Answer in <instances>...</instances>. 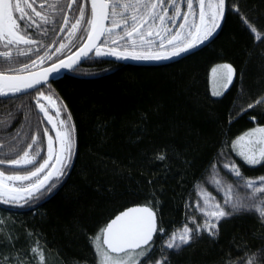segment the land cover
<instances>
[{
  "label": "trees",
  "instance_id": "obj_1",
  "mask_svg": "<svg viewBox=\"0 0 264 264\" xmlns=\"http://www.w3.org/2000/svg\"><path fill=\"white\" fill-rule=\"evenodd\" d=\"M227 6L216 37L180 60L134 66L91 56L39 91L0 100V158L22 155L33 136L45 158L44 129L54 131L37 102L57 119L70 114L69 126H75L74 154L65 174L51 182L55 187L20 207L0 203V264H40L32 253L37 245L44 264H98L93 239L132 206L156 212L165 234H155L151 259L161 255L162 237L187 222L194 186L222 148L264 127V104L247 107L264 96V39L258 41L242 20L264 35V0H227ZM217 64L232 65L234 75L228 89L212 97L208 75ZM230 153L246 178L264 175V164L250 166ZM29 168L0 166L19 175ZM218 227L215 238L201 235L179 253L166 250L170 264H226L253 253L264 264V226L257 215L241 211Z\"/></svg>",
  "mask_w": 264,
  "mask_h": 264
},
{
  "label": "snow or ice",
  "instance_id": "obj_2",
  "mask_svg": "<svg viewBox=\"0 0 264 264\" xmlns=\"http://www.w3.org/2000/svg\"><path fill=\"white\" fill-rule=\"evenodd\" d=\"M36 0H23V4L27 8H31L35 16L40 17V24L36 25V31L38 35L47 36L48 28H43L41 25H52V30H55V26L59 19H63V23L68 24L69 17L65 12V8L71 9L74 12L77 10L74 5H79V16H73L75 23L71 24V28L67 29L69 33V39L75 37L76 40L82 42V46L77 48V51L70 56H67V62L65 59H59L58 65L53 62L48 75L58 74L59 71L64 69H73L74 66L84 57H87L89 52L95 50L96 57H102L106 55L115 56L117 59H172L184 52L190 51L197 47L198 44L204 43L209 39L219 27L218 17H222L225 12L226 0H207V13L205 12V0H186L188 12L181 13L179 7L176 4V0H90L91 9L90 15L86 12V6L89 0H52V3L48 4V7L53 10L55 15L49 16L42 14L33 8V3ZM47 0H41L40 7H44V3ZM198 2L200 5L199 18L201 25H204L203 31L199 26H190V30L187 33L191 40L187 43L181 41L180 32L176 31L172 38L168 40V44L177 48L178 50L172 51L170 55H158L153 54L150 51L147 55L141 53L137 54L135 49L140 47L141 49H151L154 41L151 39H145V32L142 31L145 25H148L147 36H152L151 27L154 26V22L158 19L161 21L162 27L165 32L171 34L173 29L167 27L168 23L175 24L176 17L183 15V19L186 22L189 15L193 14V4ZM170 10L171 13L170 14ZM239 12V8H235ZM15 13L19 15L16 16ZM206 15H209L211 24L206 21ZM110 21L109 26H105L104 21ZM243 23L247 26L251 33L257 34L256 39H264V35L258 34V29L251 24L246 17L242 15ZM152 22V23H150ZM35 21L32 19V14L26 11L25 7H22L21 0H16L15 6H13L12 0H0V97H16L20 93H26L30 89H35L37 85L41 84V80L32 76L31 78H25L19 74L9 75V73H16L28 69L27 62L19 60V57H28L33 65L37 62V59L42 63L45 58L51 59V55L45 52L44 56L40 55V50L47 47L40 39L33 37V34L29 32V29L33 28ZM120 28L123 35L121 40L127 38V42L131 44L133 51L119 53L110 48L107 52L102 51L99 47L95 46V41L99 40L101 44L108 43V37L114 34V29ZM185 23L179 24V29H184ZM191 28L196 29V35L193 36ZM60 31L64 32L65 28L60 27ZM159 35V33H157ZM86 37V39H85ZM103 38V39H102ZM139 44L137 43V39ZM178 42L173 44V42ZM56 41H53L55 43ZM74 42V41H73ZM113 45L117 42L111 41ZM29 46L26 50L18 47L19 45ZM66 47L61 43L60 47L56 48L52 55L62 52ZM160 47H163L161 42ZM13 49H15V55H13ZM35 55L36 59H32ZM14 63L22 64L21 69L13 68ZM221 69L227 70L226 83L224 88L233 81L234 69L230 64H223L218 66ZM217 71L213 69V73ZM37 91H39L37 89ZM219 92H214L213 95H220ZM42 96L43 93H40ZM241 95H244L243 89H241ZM7 103V101H4ZM264 104V96L258 98L254 103L248 104V108H254L257 105ZM37 107L44 113V116L48 119V122L52 123V118L48 112L44 109L43 105L37 102ZM67 111L66 107L63 109ZM243 109L242 111H246ZM57 115L60 114V110H57ZM11 119H15L12 113H8ZM11 119L8 124L10 125ZM71 121V115L69 114L66 120H60L59 125L53 124L55 130V144L59 145L57 150L54 147V139L49 135V130L44 129V136L48 137L47 150L48 158L44 159L41 150L37 147V137H32V143L28 144L27 149L24 150L22 155H18L16 158H0V165H12L15 167L32 166L27 169L26 174L19 175H5L3 171H0V191L6 190L9 193L12 192H26L29 197L33 195V191L39 192L41 189L50 191L55 187V183L49 184L55 177L59 179L65 174L64 169L70 166L71 157L74 154V137L75 126H69ZM0 123H4L0 120ZM7 126V125H6ZM20 135L17 131L13 140ZM245 137L249 138V143L252 147L248 152L239 151V155L245 164L258 165L264 164V149L257 151L256 146L264 144V127H258L252 129L245 136L238 138V140H244ZM255 138V139H252ZM236 141H233V149L235 150ZM3 147V145H0ZM31 150V152L29 151ZM15 151V148L12 149ZM55 160V163L50 164L51 160ZM158 159L163 160L165 156L163 153L158 155ZM42 160L43 162H40ZM59 165L60 167H57ZM216 167L215 164L212 165ZM223 168L229 173L235 176L237 179L233 184L227 185L225 190V197L223 204L217 202L215 204L209 203L210 200H214L210 194H204L205 208L201 209L202 215L205 217L203 224L197 223L193 217L192 224L196 227L192 228L188 224H185L182 229L173 231L167 239L164 240L163 246L160 248L161 255L154 261L151 260V253L154 250L153 237L154 234L159 232L161 236L165 234L163 227H158L156 222V214L152 208L148 206H142L138 208H132L120 216H117L115 220L107 225L106 229L102 230L103 243L107 245L105 250L101 244L100 234L97 235L92 241L96 250L98 264H170L169 255L167 252L179 253L183 248L193 242L194 237H200L203 233H207L209 237L215 238L219 232V223L222 220L240 213L241 211L257 215L261 220L262 226H264V176L256 179H245L242 175L240 167L235 161H229L223 164ZM34 169V170H32ZM47 173L42 178H37L35 183H29L27 187H20L19 189L9 187L4 183L8 181H29L33 177H39L40 173ZM212 181L217 187V190L224 188L222 181L217 178V175H213ZM47 185V188H45ZM237 186L245 190V195L241 196L237 192ZM203 193V190H202ZM203 198V196H202ZM11 199L16 201V196H12ZM7 203V200L0 201ZM209 209H211L209 211ZM130 214H135L131 219L121 226L118 230L114 231V225H116L122 218L130 217ZM4 220L0 217V224H3ZM167 250V252H166ZM264 251V250H262ZM32 253L39 256L40 264H44L43 251L37 246L32 248ZM115 253L116 255H112ZM124 255L121 256L120 254ZM256 254L246 255L241 257L239 261L232 259L231 257L226 264H257Z\"/></svg>",
  "mask_w": 264,
  "mask_h": 264
},
{
  "label": "flooded vegetation",
  "instance_id": "obj_3",
  "mask_svg": "<svg viewBox=\"0 0 264 264\" xmlns=\"http://www.w3.org/2000/svg\"><path fill=\"white\" fill-rule=\"evenodd\" d=\"M30 2H31V0H30ZM12 3H13V6H15L16 0H12ZM40 3H41V0H36V2L33 3V8H35L36 11H39L42 14H47L49 16L55 15L53 10L48 7V4L52 3V0H47V2L44 3V7H40ZM176 4L179 7V10L181 13H186L189 11L188 7H187L186 0H176ZM21 5H22V7L26 8L27 12L32 14V19H33V21H35L33 28L29 29V32L33 34L34 38L42 40L44 42V44L47 46V47L42 48L40 50V55L44 56L45 52H47L49 55H51V59L45 58L42 63L40 62L39 59H37V62L35 63V65H33L31 63V61L28 59V57H19V60L27 62L29 67H28V69L20 71L18 73L26 72V71H30V70H34V69H39L41 67L52 64L53 62H57V61H59V59H62L64 57H66L67 55H69L72 51H74L76 48H78L82 44V42L80 40H76L75 37H72L71 39H69V33L67 31V29L71 28V24L75 23V19H73L72 17L73 16H76V17L79 16V11H78L79 5H74V8L77 9L75 12L71 9L65 8V12L67 13V15L69 17L68 24L65 25L63 23V19H59L58 23L55 26L54 31L52 30V27H53L52 25H41V27L49 29L47 36L37 34L36 25L40 24V17L35 16V13L32 12V9L27 8V6L23 4V0H21ZM204 7H205V12L207 13V11H208L207 0H205V6ZM90 9H91V5H90V0H89L88 4L86 6V12L88 15H90ZM227 10H228V6H227V0H226L225 14H226ZM199 12H200L199 3L194 2L193 14L189 15L188 20L186 22L183 19V15H181V16H177L175 18L176 19L175 24H172L170 22L168 23L167 27H171L173 29V32L171 34L165 32L164 27H162L161 21H159L158 19L154 22V26L151 27V31L153 33L152 36H147L146 33H147L149 26L145 25L144 28L142 29V31L145 32V39L153 40L154 41L153 46L151 47V49H146V48L141 49L140 47H137L135 49V51L137 52V54L143 53L145 55H147L149 51L153 54H158V55H162V56L163 55H170L172 51L178 50L177 48L168 44V40H170L172 38V35H174L176 31L180 32L181 41H183L184 43H187L188 40L192 39L191 37H188L187 39H185V38L187 37V33L190 30V26L193 25V23L200 27L201 32L203 31L204 25H201L200 18H199ZM170 14H172L171 10H170ZM15 15L18 16L19 14L15 13ZM206 21H208L209 25L211 24L209 15H206ZM218 22L220 23V17H218ZM150 23H152V22H150ZM181 23H185L184 29H179V24H181ZM109 24H110V21L107 20L106 27L109 26ZM61 26H63L65 28L64 32L60 31ZM191 31L193 33V36H195L197 34L195 28H191ZM157 33H159V35H157ZM122 35H123V32L120 28L114 29V34L107 38L108 43L107 44H101V42H100L99 48L105 52H107L110 48L114 49L116 52H119V53L133 51L132 46L130 43L127 42L126 37L124 40L120 39V37ZM136 39H137V43L139 44L138 38H136ZM113 40H115L117 42L115 45H113L111 43V41H113ZM53 41H56V42L53 43ZM161 42H163V47H160ZM61 43L65 44L66 47L62 50V52L56 53L55 55H52V53L55 51V49L60 47ZM177 43L178 42H176V41L173 42L174 45ZM18 47L26 50L29 46L21 44ZM13 55H15V49H13ZM32 59H36V56L33 55ZM142 60H151V59H142ZM2 63L3 62L0 61V64H2ZM12 67L16 68V69H21L22 64L14 63L12 65ZM0 166H2V165H0ZM2 167H4V166H2Z\"/></svg>",
  "mask_w": 264,
  "mask_h": 264
},
{
  "label": "rangeland",
  "instance_id": "obj_4",
  "mask_svg": "<svg viewBox=\"0 0 264 264\" xmlns=\"http://www.w3.org/2000/svg\"><path fill=\"white\" fill-rule=\"evenodd\" d=\"M235 8L236 7L231 6V9H235ZM254 35H255V37L257 36V34H254ZM219 65H223V64L214 65L210 69L209 75H208L209 90H210V94H211L212 97H219L228 89V88L225 89L224 86H223L224 83H226L227 70L219 68L218 67ZM214 68L217 69V71L215 73H213V69ZM214 92H219L221 94L220 95H213ZM243 109H245V107H243L241 109V111ZM48 114L52 118V124L59 125L60 120H62V119L66 120L67 119V118L64 119V117H62V116H60L59 119H57V117L55 115L53 116L49 112H48ZM255 128H258V127H255ZM251 130L247 131L246 133H249ZM54 132H55V130H54ZM245 134H243L240 137L245 136ZM50 136L53 137V139H54V147H56L57 150H58L59 145L55 144V134H52ZM252 139H255V138H252ZM236 142L237 143L235 145V150L233 149V144H232V146L230 148L229 147L228 148L227 147H225V148L223 147L222 148V150L218 153L217 157L213 160V162L210 164V166L206 170V173L204 174L203 179L201 181H199L194 186V191H195V194H196V198H195V201L193 203V211L190 214V216L187 217V219H186L187 222L185 223V224H188L190 227H192V228L196 227L195 224L191 223V220H192L193 217L196 219L197 223L203 224V221H204L205 217L202 215L201 209L205 208L204 200H205V198H207L206 195H204V194H210L212 197L215 198L214 200H210L209 203L215 204V203L219 202V203L223 204L224 197H225V194H226L224 189H226L227 185L233 184V182L237 179L235 176H233L231 173H229L226 169L223 168V164L226 163V162H229V161H235L233 159V157L231 156L230 149L232 150V152L235 153L236 156L241 158L239 155H237V152H239V151L248 152L249 149L252 147V145L249 143V138L248 137H245L244 140H238L237 139ZM256 148H257V151H259L261 149H264V144L258 145V146H256ZM47 158H48V150L46 149L45 158L44 159H47ZM53 161L55 163V160L53 159V160L50 161V164H52ZM213 164L216 165L215 168L212 167ZM250 166H253V165H250ZM57 167H60V166L57 165ZM47 171H48V169H45V172L40 173L39 177H33L29 181H8V180H5L4 183L7 184L9 187L16 188V189H19L20 187H25L26 188L29 183H35L37 178H42L47 173ZM5 175H13V174H10V173L6 174L5 173ZM213 175H217V178L220 179L222 181V184L224 185V188H222L219 191L217 190L216 185L212 181ZM243 177L245 179H253V180L258 178V177L246 178L245 176H243ZM259 177H261V176H259ZM46 186L47 185H45V187ZM202 190H203V193H202ZM236 190H237L239 195H241V196L245 195V190L239 188L238 186H237ZM39 192L33 191V195L31 197H29L26 192L17 191V192L9 193L6 190H3V191H0V201L7 200L8 202L7 203L0 202V203L8 205V206L20 207V206L25 205L31 199H33ZM12 196H16V198H17L16 201H13L11 199ZM202 196H203V198H202ZM210 210L211 209H209V211ZM185 224L181 225L180 227L176 228L173 231H177V230L182 229ZM171 233L169 235L165 236V237H162V240H161L160 245H159L160 248L163 246L164 240L167 239V237L170 236ZM202 235H208V234L205 232ZM121 256H123V255H121ZM159 257L160 256H157L155 259H157ZM155 259H151V260L154 261ZM38 261L40 262L39 256H38Z\"/></svg>",
  "mask_w": 264,
  "mask_h": 264
},
{
  "label": "water",
  "instance_id": "obj_5",
  "mask_svg": "<svg viewBox=\"0 0 264 264\" xmlns=\"http://www.w3.org/2000/svg\"><path fill=\"white\" fill-rule=\"evenodd\" d=\"M91 5V4H90ZM224 15H225V12L222 16V19H221V22L219 23V27L216 29V31L213 33V35L211 37H209L208 40H206L204 43L202 44H198L197 47L193 48L192 50L190 51H187V52H184L178 56H175L174 58L172 59H161V60H156V59H151V60H133V59H117L115 56H111V55H106V56H102V57H96V54H95V50L93 49L92 51L89 52L88 56L87 57H84L82 58L76 66H74L73 69L69 70V69H64V70H61L59 71L58 74H52V75H48L49 73V70L52 66V64H49L47 66H44V67H41L39 69H36V70H32V71H28V72H24V73H16V74H19L25 78H31L32 76H35L36 78L40 79L41 80V84L37 85L35 89H30L28 92L26 93H20L18 94L16 97H0V100H5V99H15V98H18L20 96H23V95H26V94H29V93H32L34 91H36L37 89L61 78L62 76H64L65 74H70L71 72H73L75 69H77L78 67H80L84 61H86L91 55H93L95 58H98V59H103V60H107V61H113V62H116V63H120V64H128V65H134V66H153V65H161V64H166V63H171V62H174V61H177L187 55H190L194 52H196L197 50L201 49L202 47H204L205 45H207L211 40H213L216 35L218 34L220 28H221V25H222V20L224 18ZM106 23H107V20L104 21V24L106 26ZM86 39V38H85ZM103 39V38H102ZM99 43L100 41L97 40L95 41V46L96 47H99ZM82 46V44L80 45ZM79 46V47H80ZM77 51V48L71 52L69 55L67 56H70V55H73L75 52ZM67 56L62 58V59H65V61L67 62ZM58 62L57 61V65H58ZM9 75H14V74H9ZM45 103H47V101L44 99L43 100ZM48 125L51 127V125L48 123ZM4 167H7V168H20V167H15V166H12V165H2ZM50 182V181H49ZM138 207H142V206H133V207H130V208H127L125 210H123L122 212L118 213L114 218H112L108 223H111L113 220L116 219L117 216H120L121 213H124L126 212L127 210L129 209H132V208H138ZM135 215V214H130V217H126V218H122L121 221H119L116 225H114V231L115 230H118L121 226H123L126 222H128L131 217ZM156 222H157V216H156ZM107 225L105 227V229L107 228ZM157 226H158V223H157ZM156 234V233H155ZM154 234V236H155ZM154 238V237H153ZM101 241H102V245L104 247L105 250H107V245H105L103 243V234H102V237H101ZM112 255H116L115 253H111ZM120 255H123V253H121Z\"/></svg>",
  "mask_w": 264,
  "mask_h": 264
},
{
  "label": "bare ground",
  "instance_id": "obj_6",
  "mask_svg": "<svg viewBox=\"0 0 264 264\" xmlns=\"http://www.w3.org/2000/svg\"><path fill=\"white\" fill-rule=\"evenodd\" d=\"M6 168H7V167H6ZM20 168H24V167H20ZM12 169H16V168H12ZM17 169H19V168H17ZM42 190H43V189H42ZM132 207H133V206H132ZM129 208H130V207H129ZM124 210H125V209H124ZM121 212H122V211H121ZM119 213H120V212H119ZM155 214H156V212H155ZM116 215H117V214H116ZM116 215H115V216H116ZM115 216H114V217H115ZM156 216H157V214H156ZM114 217H113V218H114ZM157 220H158V217H157Z\"/></svg>",
  "mask_w": 264,
  "mask_h": 264
}]
</instances>
